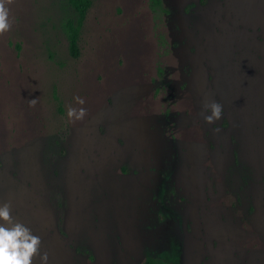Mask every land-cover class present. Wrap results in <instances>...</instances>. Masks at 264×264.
I'll return each mask as SVG.
<instances>
[{
  "label": "rangeland",
  "instance_id": "1",
  "mask_svg": "<svg viewBox=\"0 0 264 264\" xmlns=\"http://www.w3.org/2000/svg\"><path fill=\"white\" fill-rule=\"evenodd\" d=\"M160 7L90 0L72 58L66 0L9 6L0 204L47 264H143L172 247L179 264H264V0Z\"/></svg>",
  "mask_w": 264,
  "mask_h": 264
},
{
  "label": "clouds",
  "instance_id": "2",
  "mask_svg": "<svg viewBox=\"0 0 264 264\" xmlns=\"http://www.w3.org/2000/svg\"><path fill=\"white\" fill-rule=\"evenodd\" d=\"M13 0H0V36L9 32L12 28L9 6ZM79 105H84L85 100L75 97ZM36 99L29 101L30 107H35ZM204 115L206 124L215 125L224 116V107L218 101L206 102ZM87 115V109L69 107L67 116L70 121H82ZM213 131L219 133V127H213ZM10 203L0 204V264H33L39 257L40 264H47L48 253H41L42 240L24 223L16 220L12 215Z\"/></svg>",
  "mask_w": 264,
  "mask_h": 264
},
{
  "label": "trees",
  "instance_id": "3",
  "mask_svg": "<svg viewBox=\"0 0 264 264\" xmlns=\"http://www.w3.org/2000/svg\"><path fill=\"white\" fill-rule=\"evenodd\" d=\"M66 2L70 8V13L65 16L62 26L66 39L67 53L70 57L74 58L78 54V33L90 0H66ZM149 6L152 11L157 9L162 10L160 0H149ZM143 264H179L177 249L176 247H172L166 252L156 254L145 253Z\"/></svg>",
  "mask_w": 264,
  "mask_h": 264
}]
</instances>
